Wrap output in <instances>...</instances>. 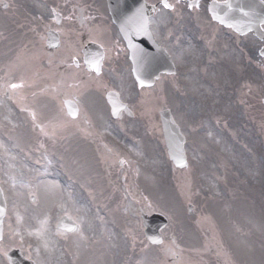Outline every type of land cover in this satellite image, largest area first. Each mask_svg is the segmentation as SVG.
<instances>
[{
	"label": "rangeland",
	"instance_id": "rangeland-1",
	"mask_svg": "<svg viewBox=\"0 0 264 264\" xmlns=\"http://www.w3.org/2000/svg\"><path fill=\"white\" fill-rule=\"evenodd\" d=\"M180 1L165 9L163 0H147L156 5L150 19L152 32L177 72L161 75L150 88L138 89L105 0H0V73L5 81H15L14 62L23 55L27 68L18 77L22 87L16 89L15 97L20 96L0 97L4 113L0 117V184L7 203L0 264H6L4 255L11 249H19L36 264H264L262 43L251 33L241 37L214 23L204 13V5L211 0ZM52 9L63 15L62 51L76 59L85 43L95 40L102 45L105 64L99 76L74 65L64 79L43 73L47 54L39 48V43L43 47L40 35L55 26L45 16ZM43 55L44 66L39 67L36 63ZM105 90L119 92L133 116L111 121L104 99L96 93ZM49 93L57 99L69 96L81 104L82 100L94 104L85 105L86 123L97 129L106 126L111 137L101 139V132L90 126L84 133L83 113L77 121L67 120L62 103ZM25 105L28 115L33 114V124L23 115ZM165 108L186 139L189 165L185 169L175 168L167 157L158 115ZM5 140L7 146L2 147ZM128 140L136 156L130 154ZM40 153L46 156L44 162ZM50 153L63 154L70 173ZM32 159L42 162L40 182L27 173L21 176L13 167L15 163L39 180L40 173L29 162ZM53 175L65 189H75L61 199L53 198L47 191ZM22 178L27 183L20 182ZM152 178L158 180L153 188ZM168 187L170 193L165 191ZM252 187L262 192L252 194ZM36 190L42 193L41 201L32 203L30 192ZM140 209L161 212L169 221L159 251L138 241L141 236L133 224L137 226ZM118 210L125 217L114 227V249L111 221L117 216L110 211ZM60 215L74 217L84 235L78 239L79 235L55 227ZM37 225L49 234H61L56 246L40 247L30 237Z\"/></svg>",
	"mask_w": 264,
	"mask_h": 264
},
{
	"label": "water",
	"instance_id": "water-1",
	"mask_svg": "<svg viewBox=\"0 0 264 264\" xmlns=\"http://www.w3.org/2000/svg\"><path fill=\"white\" fill-rule=\"evenodd\" d=\"M107 6L111 19L117 26L129 50L132 72L139 85H145L148 80L153 82L160 72L174 73L170 58L155 43L149 30L148 18L153 8L147 7L144 0H107ZM247 7L251 9V15L244 12ZM210 12L215 20L226 26H231L238 33L244 34L253 30L258 38L264 40V33L260 29V24L264 23V4L259 1L227 0L226 3H213ZM145 18H147L146 25L144 23ZM88 50H92V48L89 47ZM86 51L85 49V53ZM107 100L114 117L120 116L122 110L130 114L126 106L120 103L115 93H108ZM116 109H119V111H116ZM161 118L169 156L176 166L184 167L186 166V160L183 137L168 112H163ZM3 215L4 205L0 193V238ZM143 218L147 238L152 243H160L159 230L166 225V220L159 215L144 216ZM7 259L10 264H33L25 260L17 250L9 252Z\"/></svg>",
	"mask_w": 264,
	"mask_h": 264
},
{
	"label": "bare ground",
	"instance_id": "bare-ground-1",
	"mask_svg": "<svg viewBox=\"0 0 264 264\" xmlns=\"http://www.w3.org/2000/svg\"><path fill=\"white\" fill-rule=\"evenodd\" d=\"M111 134L114 136V132L110 131ZM111 137V136H110ZM129 145V151L132 155L136 156L137 152L132 146L133 144H130L129 141L127 142ZM132 146V147H130ZM87 204V201H85ZM48 229L44 228L42 225H37V227L33 230L31 233V238L33 237L36 242H38L40 247H45V248H52L57 245L59 242V239H61V234L59 235L58 233L55 234H49Z\"/></svg>",
	"mask_w": 264,
	"mask_h": 264
},
{
	"label": "snow or ice",
	"instance_id": "snow-or-ice-1",
	"mask_svg": "<svg viewBox=\"0 0 264 264\" xmlns=\"http://www.w3.org/2000/svg\"><path fill=\"white\" fill-rule=\"evenodd\" d=\"M194 6L195 5H193V4H189L188 5V7H190V8L194 7ZM163 7L165 9H171V8H173V5L168 3L167 0H163ZM53 15L55 16V9H53ZM141 15H142V13H141ZM144 23H145V25L147 24V18H145ZM86 63H89L93 67L94 70L99 72V61L98 60H88V61H86ZM8 87L13 89V90H15V89H17L19 87H22V85L13 83V84H10ZM116 111H119V109H116ZM70 115L75 116L76 115V111L70 110ZM72 230L73 229H71V228L67 229V231H72Z\"/></svg>",
	"mask_w": 264,
	"mask_h": 264
},
{
	"label": "flooded vegetation",
	"instance_id": "flooded-vegetation-1",
	"mask_svg": "<svg viewBox=\"0 0 264 264\" xmlns=\"http://www.w3.org/2000/svg\"><path fill=\"white\" fill-rule=\"evenodd\" d=\"M52 59L47 62L48 69H54L56 72L58 70H63L67 67V55L63 54H54V52H49Z\"/></svg>",
	"mask_w": 264,
	"mask_h": 264
}]
</instances>
